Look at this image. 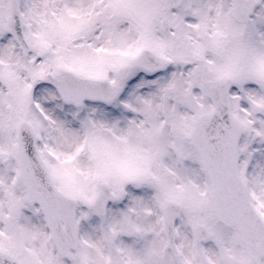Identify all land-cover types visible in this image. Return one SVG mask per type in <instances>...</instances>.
I'll use <instances>...</instances> for the list:
<instances>
[{"label": "snow or ice", "instance_id": "obj_1", "mask_svg": "<svg viewBox=\"0 0 264 264\" xmlns=\"http://www.w3.org/2000/svg\"><path fill=\"white\" fill-rule=\"evenodd\" d=\"M0 264H264V0H0Z\"/></svg>", "mask_w": 264, "mask_h": 264}]
</instances>
